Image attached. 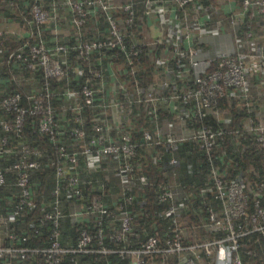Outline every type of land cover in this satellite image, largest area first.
<instances>
[{
	"label": "built area",
	"instance_id": "built-area-1",
	"mask_svg": "<svg viewBox=\"0 0 264 264\" xmlns=\"http://www.w3.org/2000/svg\"><path fill=\"white\" fill-rule=\"evenodd\" d=\"M1 1L6 2L0 0V17ZM27 1L30 5L29 34L34 40L29 38L26 45L15 52L14 58L26 68L39 66L45 83L39 92L28 94L26 102L19 92L0 98L2 112L12 114V118L0 115V154L19 156L7 167L17 174L14 184L18 188L0 192V200L5 201L6 208V214L0 209V264H26L37 255L42 257L40 264H63L65 254L77 253H117L128 258V264H147L148 256L153 254H161L166 260L168 254L176 253L177 264H205L204 252L216 254L214 264H246L239 250V239L253 231H261L264 235V207L257 201L255 211L248 216L247 184L240 175L234 179L225 178L213 163L209 189L220 205L210 206V220L205 226L216 233L221 230L224 235L216 234L212 239L193 242L184 238L185 226L179 215V208L184 206L181 190L176 183L168 181L160 185L158 198L167 203L164 213L172 219L169 231L164 237L158 232L150 234L139 246L131 247L127 234L132 230L134 219L128 205L136 195L125 188L132 180L149 182L146 175L136 176L137 166L133 160L142 144L134 135L133 118H139L143 108L157 115L162 108L185 103L180 107L182 115L202 120L212 115L223 122V128H214L205 122L197 129L183 131L173 126L165 129L158 123L154 130H142V141L148 146L155 143L174 146L197 139L210 159L212 148L220 136L231 131L227 124L230 126L234 120L233 114L217 108L220 100L229 93L237 98L238 105L246 103L251 111L255 102L254 77L259 76L264 85V31L259 34L250 28L239 35L237 25L251 7L260 20L263 19L264 0H240L228 19L223 18L226 22L213 17L207 4L198 0ZM191 3L192 12H189ZM99 12L108 20L106 31L89 23V18ZM64 28L68 29L63 31ZM49 29L55 33L54 37L45 33ZM88 33L93 35L86 36ZM3 35L0 18V52L4 45ZM159 44L173 46L174 50L152 57L156 73L148 89L138 80L130 89L119 79L124 75L125 66L116 68L113 62L105 60L108 51L118 49L112 55L119 57L120 51L124 52L126 60L134 65L132 73H135L136 63L144 53L151 55L150 51ZM71 51L87 63L86 70L97 80L106 82L110 81L108 76L116 77L117 91L113 92L109 84L110 95L97 100L96 89L89 80L79 88L67 86L54 90L53 79L69 80L67 66ZM183 56L188 57L189 64L178 70V66L187 65L180 63ZM75 71L82 74L84 68L77 64ZM177 78H181L179 85ZM173 85L177 90L166 92ZM57 95H65L68 99L83 97V100L65 104L67 111H74L73 117L60 112L62 108L54 102ZM135 105L139 111H135ZM89 108L98 111V114H91L93 133L90 135L87 132ZM29 117H37V129L48 135L50 148L23 139ZM235 129L240 135L255 133L263 139L264 118L260 115L255 121L250 117L244 127ZM11 133L18 137L19 146L13 144ZM43 158L46 164L55 167L56 183L52 197L42 205L41 215L32 219L30 226L36 233L37 225L49 226L50 243L44 247L19 245L18 235L10 224L36 206L30 176L42 167ZM109 159L116 161L114 169L122 185L121 199L116 202H109L105 194H99L98 191L105 189V182L97 179L98 183L91 190L89 185L93 178L87 179L82 174L83 170L101 171L103 163ZM178 161L174 155L169 163L175 165ZM6 184L7 178L0 166V187ZM187 198L185 195L184 199ZM64 220L80 224L76 244L71 236L64 234ZM106 225L111 228L108 241ZM7 238L12 240L8 245ZM254 264H264V260Z\"/></svg>",
	"mask_w": 264,
	"mask_h": 264
},
{
	"label": "trees",
	"instance_id": "trees-1",
	"mask_svg": "<svg viewBox=\"0 0 264 264\" xmlns=\"http://www.w3.org/2000/svg\"><path fill=\"white\" fill-rule=\"evenodd\" d=\"M5 1L12 4L10 5V9L19 14L20 20L23 23L28 21L30 17V5L27 0H13L14 3L11 2L12 0ZM227 1L229 0H198V2H203L205 5L207 4L213 17L221 18L223 21H225L223 17L228 16L224 10V4ZM238 2L241 3L240 0H238ZM1 7V20L3 18L2 16H7V19H10L9 15L11 10L4 1H1ZM189 8V12H192V3ZM23 15H26V20ZM195 15L196 13L194 16ZM105 17L103 12H99L97 16H91L89 18V23L97 25L106 31L108 20L105 19ZM30 26L28 25V27ZM250 28L255 31L257 30L259 34H262L264 31V18L260 20V16L255 14L253 7L246 11L237 25L239 35H243L244 31ZM29 32L27 34H29ZM45 33L51 37L55 36L53 30L50 29L46 30ZM90 35L93 34H86V36ZM29 38L32 39L33 37L29 34V37L24 36L22 38L16 33L4 31V45L0 52V98L19 92L23 96V101L26 102L28 94L37 93L43 88L45 77L42 69L39 66L36 68H26L21 62L14 58L15 52L20 47L25 46ZM129 39L130 37L128 41ZM73 40L74 37L70 42ZM167 50L171 53L174 48L173 46L167 47L166 44H159L150 51L151 55L144 53L141 60L136 63L137 67L135 73H132L134 65L126 60V54L124 52L120 51L119 57L112 55L118 52V49L108 51L105 60L109 61V63L113 62V66L116 68L121 65L125 66L124 75H120L119 79L125 82L130 89L136 84L137 80L145 89H148L151 84L154 83V74L156 73L155 62L152 57L160 56L162 53H166ZM180 63H187V65L183 67L178 66V70L186 68L189 64L188 57L183 56ZM77 64L83 66L84 72L82 74L75 71V66ZM67 67L69 71V80L66 81L63 78L53 79L52 84L54 90L67 86L79 88L84 81L89 80L91 86L96 89L97 100H101L104 96L110 95L111 88L109 84L113 92L117 91V88H115L118 83L116 77L108 76L110 81L105 80L106 82L97 80L86 70L87 63L83 60H79L74 51H71L69 65ZM180 79L181 78H177V85H179ZM260 81L261 79L256 75L254 77V85L262 87L261 91H264V85H262ZM177 88L178 87L173 85L171 89H166V92L176 91ZM256 92L257 89L255 93ZM119 95H121V93H119ZM261 95L258 103L256 101L252 103L251 111L248 109L246 103H242L241 106L238 105L237 98L231 96L229 93L220 100L217 108L223 110L226 114H233L234 120L230 126L227 124V128H230L231 131L220 136L217 144L212 148L211 159L203 150L200 141L197 139L179 142L174 146L168 143H155L148 146L147 143L142 141V130L145 128L154 130L158 123L163 124L165 129L166 123H169L176 129H179L182 123L190 128L197 129L205 122L211 123L214 128H223L224 123L218 121L215 116L209 115L202 120L192 115H182L180 107L185 103H181L179 106L178 102L165 110L162 108L158 111L157 115L143 108V111L139 115L140 117L133 118V122L135 123L134 135L142 142L135 159H133L137 166L135 174L137 177L146 175L149 182L148 184H143L139 179H136L134 181L132 180L125 188L136 195L133 203L128 205V209L132 212L134 219L132 230L127 234L131 247L139 246L140 242L146 239L150 234L158 232L164 237L166 232L169 231V227L172 225V219L171 216H166L163 213V210L167 207V203L161 202L158 198L161 189L160 185L168 181L176 183L177 189L181 190L180 194L182 195L181 198L183 199L184 206L181 209L179 208V215L182 223L184 222V238L187 241L193 242L196 239L200 241L208 238L212 239L216 234H218V236L224 235V232L221 230L216 233V230L207 229L205 226V223L210 220V206L219 207L220 205V201L215 199L214 192L209 189V186L212 184L211 171L213 163L220 168L225 178L234 179L240 175L242 180L247 184L245 191L249 198L248 216L255 211L257 201H259L260 206L264 207V138L259 139V134L255 133L240 135L235 129L244 127L250 117H253L255 121L258 120L260 115L264 118V94ZM77 100H83V97L80 96L79 98L68 99L65 95L54 96L55 105L62 108L59 109L60 112L68 114L70 117H73L74 111H67L64 106L66 103H75ZM177 105L179 108L176 107ZM86 108L83 109V112ZM134 108L135 111H139L136 105ZM140 108L142 109V105ZM88 112L90 120L87 122V132L90 135L93 133L91 118L93 114H98V111L89 108ZM1 114H5L8 118H12V114L9 112H2V109H0V115ZM36 122L37 117H29L25 124V130L22 136L23 139L33 144L50 148L52 144L48 135L38 131ZM70 125V122H68V126ZM11 138L13 144H19L18 137H16L15 133H11ZM174 155H176L179 161L177 164L171 165L169 161ZM18 157L16 153L0 154V166L3 168L7 178V184L0 187V192L2 193L9 189L18 188V186L14 184L17 174L7 168L12 162L16 161ZM43 160L45 161L42 167L34 170L30 176L31 190L34 194L36 206L33 209H27L13 225H11L12 223L10 224V228H14V231L18 235L17 241L19 245L44 247L50 243L49 226L37 225V233L34 232L33 228L30 226L31 220L41 215L42 205H45L48 199L52 197L51 192L56 183L55 167L46 164V159L43 158ZM116 165L115 160L109 159L103 163L101 171L83 170L82 173L87 179L93 178V188L96 183H98L96 181L97 179L101 182H105V189H101L98 192L101 195L105 194L109 202H116L121 199L119 192L120 189H122V185L114 169ZM87 192L89 191L87 190ZM185 195L188 196L186 200L184 199ZM0 207L2 213L6 214L4 200H0ZM67 211H69V207H67ZM116 225H119V223H116ZM62 226L64 234L71 236L72 242L76 244L79 232L78 227H80V224H69L64 220ZM88 228H91V225H89ZM105 230L107 235L106 240L108 241L110 239L108 234L111 232L109 225L105 226ZM11 242L12 240L10 238L6 239L7 245ZM239 242V250L246 264H254L260 260H264V235L261 231L250 232L240 237ZM249 251H252V253H249ZM155 255L156 254L148 256L149 263L147 264H152L150 260L157 259L154 258ZM215 256V253L208 254L204 252L205 264H214ZM76 261H78L79 264H128L129 259L117 253H77L75 255H64L63 264H75ZM164 261L165 264H177V254H168ZM41 262L42 257L37 255L36 259L32 262L26 261V264H40Z\"/></svg>",
	"mask_w": 264,
	"mask_h": 264
},
{
	"label": "crops",
	"instance_id": "crops-1",
	"mask_svg": "<svg viewBox=\"0 0 264 264\" xmlns=\"http://www.w3.org/2000/svg\"><path fill=\"white\" fill-rule=\"evenodd\" d=\"M238 1L237 0H229L227 1L225 4H224V10L225 12L228 14V16H222L223 18L225 19H228L229 17V13L238 5L237 3ZM7 7L10 9V3L8 2H5ZM11 10V9H10ZM10 19H7V16H2V20H1V23H2V28L4 31H8V32H13V33H16L17 35H20L22 38L29 32L30 30V27H28V25L30 26V22L29 20L28 21H25V23H23L21 20H20V16L18 13H16L15 11L11 10L10 12ZM25 20H26V15H23ZM68 28H64L63 31H66ZM67 33H70V32H67ZM264 88V87H263ZM262 89V87H258L257 88V92L255 94V101L258 103L260 97L262 96L261 94H264V91L263 93H260V90ZM190 127H188L187 125L183 124L182 123V126L180 127L181 130L185 131L186 129H189ZM89 188L90 189H93L92 187V182L90 183L89 185ZM160 256L163 257V255L161 254H157L154 256V258H157L155 260H150V262L152 264H159L160 262L163 264H165V261H164V258H160ZM149 263V262H148Z\"/></svg>",
	"mask_w": 264,
	"mask_h": 264
},
{
	"label": "rangeland",
	"instance_id": "rangeland-1",
	"mask_svg": "<svg viewBox=\"0 0 264 264\" xmlns=\"http://www.w3.org/2000/svg\"><path fill=\"white\" fill-rule=\"evenodd\" d=\"M257 31V30H256ZM258 88V86H254V89L253 90H255L256 91V89ZM260 93H263V91H261L260 90ZM256 94V93H255ZM171 125L169 124V123H166V128H169ZM163 213H164V210H163ZM165 214V213H164ZM196 239V238H195ZM160 258H162L163 259V257L162 256H160ZM159 264H163V262L161 263H159Z\"/></svg>",
	"mask_w": 264,
	"mask_h": 264
}]
</instances>
